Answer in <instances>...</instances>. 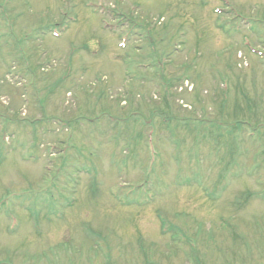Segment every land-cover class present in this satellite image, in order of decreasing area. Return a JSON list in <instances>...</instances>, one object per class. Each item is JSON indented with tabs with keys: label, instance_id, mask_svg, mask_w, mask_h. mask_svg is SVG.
I'll list each match as a JSON object with an SVG mask.
<instances>
[{
	"label": "rangeland",
	"instance_id": "rangeland-1",
	"mask_svg": "<svg viewBox=\"0 0 264 264\" xmlns=\"http://www.w3.org/2000/svg\"><path fill=\"white\" fill-rule=\"evenodd\" d=\"M251 48L264 0H0V264H264Z\"/></svg>",
	"mask_w": 264,
	"mask_h": 264
}]
</instances>
